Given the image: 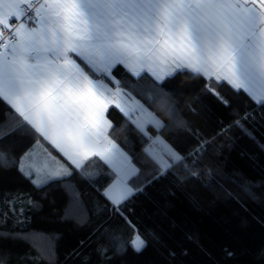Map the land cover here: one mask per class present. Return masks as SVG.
<instances>
[{
    "label": "snow or ice",
    "instance_id": "snow-or-ice-1",
    "mask_svg": "<svg viewBox=\"0 0 264 264\" xmlns=\"http://www.w3.org/2000/svg\"><path fill=\"white\" fill-rule=\"evenodd\" d=\"M120 65L127 70L124 76L136 78L135 84L115 79ZM185 72L203 77V91L225 104L216 89L226 82L264 108V0H0V102L15 113L0 123V140L21 131L36 138L19 160L0 150V169L16 167L26 178L35 175L32 182L43 187L98 157L114 174L104 195L120 211L134 189H142L136 186L140 169L109 135L114 127L106 115L110 106L129 119L135 115L133 123L150 141L144 152L157 165L156 176L187 168L188 157L202 154L212 143L201 141L185 155L162 135L149 136V127L157 132L167 127L150 110L162 98L169 119L175 120L174 101L163 84ZM143 91L151 95L145 99ZM234 123L240 125L239 120ZM40 138L72 168L56 160ZM37 147L47 155L42 166L33 159ZM76 199L78 194V211ZM128 223L133 233L109 235L103 251L108 246L116 253L128 247L143 251L147 238ZM0 264L6 258L0 257Z\"/></svg>",
    "mask_w": 264,
    "mask_h": 264
},
{
    "label": "trees",
    "instance_id": "trees-1",
    "mask_svg": "<svg viewBox=\"0 0 264 264\" xmlns=\"http://www.w3.org/2000/svg\"><path fill=\"white\" fill-rule=\"evenodd\" d=\"M126 72L120 67L114 75L135 84L136 78L124 76ZM205 83L203 77L194 79L185 72L163 84L174 101V121L156 104L150 109L167 127L159 132L149 127V136L162 135L178 152L187 155L201 141H212L202 154H195L196 160L195 155L188 157L187 168L180 166L165 175L153 173L157 165L144 152L151 146L148 137L123 113L108 110L114 126L110 137L140 169L136 186L142 191L134 189L120 211H114L103 194L114 174L97 157L70 177L43 187L16 167L0 169V257L6 264H264V108L242 90L236 94L226 82L216 89L228 101L225 104L213 92L203 91ZM141 94L146 99L151 92ZM13 116L0 102V123ZM35 140L17 132L0 140V150L19 160ZM193 171L199 175L191 176ZM11 196L22 197L13 211L6 212ZM128 221L147 238L143 251L128 247L116 253L111 246L103 251L109 235L133 233Z\"/></svg>",
    "mask_w": 264,
    "mask_h": 264
},
{
    "label": "crops",
    "instance_id": "crops-1",
    "mask_svg": "<svg viewBox=\"0 0 264 264\" xmlns=\"http://www.w3.org/2000/svg\"><path fill=\"white\" fill-rule=\"evenodd\" d=\"M16 23H18V22H16ZM120 67H123V65H120V66H118V68H120ZM123 69H125L124 67H123ZM126 70V69H125ZM127 71V70H126ZM130 75H131V73H129ZM115 79H116V77H115ZM109 87H113V85L112 84H109ZM125 91H127L126 89H124ZM142 103V102H141ZM146 106V105H145ZM9 108H10V106H8ZM111 107H113V108H115V110H118V111H120L118 108H116V107H114V106H110L109 107V109L111 108ZM11 109V108H10ZM12 110V109H11ZM13 112H14V110H12ZM121 112V111H120ZM122 113V112H121ZM15 114V113H14ZM107 115V114H106ZM108 118V117H107ZM136 117H135V115L130 119L131 120V122H133V120L135 119ZM109 119V118H108ZM135 124V123H134ZM136 125V124H135ZM154 129V128H153ZM156 130V129H155ZM157 131V130H156ZM109 132H110V130H109ZM37 136H38V134H36ZM41 139V142L46 146V148H47V150H48V152H50L51 153V155L53 156V157H55L56 158V160H59L61 163H64L66 166H71L70 164H68V162L64 159V157L60 154V153H58L55 149H53L52 148V146L50 145V144H47V142L46 141H43V138H40ZM34 144H36V140H35V142L31 145V147H29L25 152H27L29 149H31L32 147H33V145ZM24 152V153H25ZM23 153V154H24ZM22 154V155H23ZM93 158V157H92ZM98 158V157H97ZM33 159H34V161H35V163L38 165V166H42L45 162H46V160H47V155H46V153H45V150L43 149V148H40V147H37L36 149H35V151H34V153H33ZM91 159V158H90ZM99 159V158H98ZM102 161V160H101ZM30 163L32 162V161H29ZM49 163H52V164H54V161H48ZM103 163H104V161H102ZM105 164V163H104ZM107 165V164H106ZM108 166V165H107ZM72 167V166H71ZM109 167V166H108ZM110 168V167H109ZM78 170V169H77ZM36 177H35V175L32 177V178H29V179H31V181L33 180V179H35ZM64 178V177H63ZM35 185V184H34ZM111 185V184H110ZM109 185V186H110ZM108 186V187H109ZM107 187V188H108ZM106 188V189H107ZM105 189V190H106ZM105 190H104V192H105ZM104 192H103V194H104ZM105 196V195H104ZM21 197L22 196H11L10 198H8L7 200H6V206L5 207H7L8 209H7V211L6 212H8V211H13V208H14V206L16 205V203H18L19 202V200L21 199ZM107 199V198H106ZM108 200V199H107ZM108 202H110L109 200H108ZM111 203V202H110ZM111 205H112V203H111ZM113 206V205H112ZM8 214V213H7Z\"/></svg>",
    "mask_w": 264,
    "mask_h": 264
},
{
    "label": "clouds",
    "instance_id": "clouds-1",
    "mask_svg": "<svg viewBox=\"0 0 264 264\" xmlns=\"http://www.w3.org/2000/svg\"><path fill=\"white\" fill-rule=\"evenodd\" d=\"M157 108L159 111H161L164 115H168V112L165 110L164 107V99L162 98L160 101L157 102Z\"/></svg>",
    "mask_w": 264,
    "mask_h": 264
},
{
    "label": "built area",
    "instance_id": "built-area-1",
    "mask_svg": "<svg viewBox=\"0 0 264 264\" xmlns=\"http://www.w3.org/2000/svg\"><path fill=\"white\" fill-rule=\"evenodd\" d=\"M13 27H15V23L13 24ZM200 154V153H197V155ZM197 155L194 156V160L197 159Z\"/></svg>",
    "mask_w": 264,
    "mask_h": 264
},
{
    "label": "rangeland",
    "instance_id": "rangeland-1",
    "mask_svg": "<svg viewBox=\"0 0 264 264\" xmlns=\"http://www.w3.org/2000/svg\"><path fill=\"white\" fill-rule=\"evenodd\" d=\"M157 147L161 149V147H160V146H157ZM161 151H162V150H161ZM21 210H22V208H21ZM21 210H20V211H21Z\"/></svg>",
    "mask_w": 264,
    "mask_h": 264
}]
</instances>
